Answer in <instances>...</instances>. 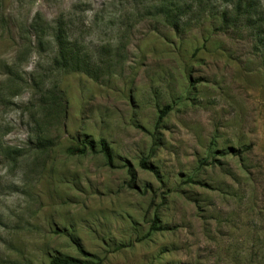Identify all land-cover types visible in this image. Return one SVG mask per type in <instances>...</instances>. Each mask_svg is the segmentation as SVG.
Returning <instances> with one entry per match:
<instances>
[{"label": "rangeland", "instance_id": "obj_1", "mask_svg": "<svg viewBox=\"0 0 264 264\" xmlns=\"http://www.w3.org/2000/svg\"><path fill=\"white\" fill-rule=\"evenodd\" d=\"M247 1L226 31L237 0H0V264H264V0Z\"/></svg>", "mask_w": 264, "mask_h": 264}, {"label": "trees", "instance_id": "obj_2", "mask_svg": "<svg viewBox=\"0 0 264 264\" xmlns=\"http://www.w3.org/2000/svg\"><path fill=\"white\" fill-rule=\"evenodd\" d=\"M247 2H248L247 0H237L236 6H235V12L237 15H236V18H234V20L230 19L229 17L230 13L228 12H225L222 15L221 18H222L224 30L229 31L231 29H234V27L237 28V27L246 26L245 24L246 22H248L247 15H248V8H249L247 5ZM57 24H58V27H57V33H56V41L58 44V55L56 57V62L62 67H68L72 63V61L75 59V56L73 55L74 53L72 50V46L68 38V34L66 30V23L64 21V18H62V20H60ZM170 24L172 28L176 31H179V29L181 28V25L178 21L174 20ZM57 98L60 99V97L57 96V97H54V100ZM169 111H170L169 107H166L164 110L161 111V115H160L158 123L162 122V120L168 115ZM100 147H101V154L104 156L107 163L110 166H112L113 165V153H112L110 146L107 144V142L102 141L100 143ZM88 151L92 153L96 152V145L94 142L85 141L83 142L81 146L73 147L69 149V154L73 156L86 155ZM141 166L143 169L148 170L146 161H143ZM190 182H194V181H192L191 179ZM159 222H160L159 217L156 216L152 223L150 234L154 232L163 231V229L159 227V224H158ZM82 254L86 258H92L93 260L97 262L84 263L80 259L67 257V258H62V259L61 258L54 259L52 263L50 264H101V260L98 257L85 253L84 251L82 252Z\"/></svg>", "mask_w": 264, "mask_h": 264}]
</instances>
